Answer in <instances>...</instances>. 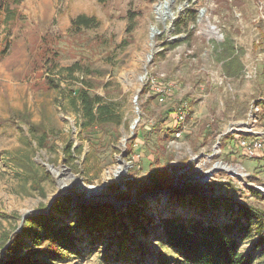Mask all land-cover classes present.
Returning <instances> with one entry per match:
<instances>
[{
  "label": "rangeland",
  "instance_id": "374dc122",
  "mask_svg": "<svg viewBox=\"0 0 264 264\" xmlns=\"http://www.w3.org/2000/svg\"><path fill=\"white\" fill-rule=\"evenodd\" d=\"M159 1L163 0H24L10 6L9 12L0 11V48L9 46L0 59V237L5 231H19L30 215L47 214L49 201L60 188L70 193L64 196L72 200L74 213L83 202L97 205L101 200H115L122 203L112 205L118 211L138 203L151 219L137 216L149 237L132 228L125 216L123 223L145 251L137 253L139 264H151L162 253L173 254L151 235L159 231V217L192 212L188 201L196 194L205 198L209 209L201 217L207 219L220 216L228 221L244 207L264 211V0H171L173 21L186 8L198 9L190 41L186 33L173 32V21L165 27L156 20L154 6ZM127 11L141 13L130 33L126 32ZM78 14L94 16L99 26L71 28V19ZM153 25L160 32L150 46ZM226 38L233 40L244 66L237 78L225 75L220 63L224 58L219 57L224 48L219 46L221 51L216 52ZM76 61L91 70L93 92L112 101L122 118L119 126L108 123L84 130L82 118L68 102V82L48 86L52 65ZM144 65L146 74L140 82L136 76ZM159 92L162 101L156 95ZM259 99L262 103L256 105ZM180 102H184L185 131L170 141L160 133L159 141L170 154L166 163V152L155 146L156 138L144 142L131 137L136 130L143 135L153 122L166 119L170 108L179 112ZM136 117L139 120L131 134ZM236 133L259 139L261 158L243 156L232 137ZM122 151H128V156L119 157ZM153 151H159L157 161ZM228 153H235L234 160ZM119 161L120 179L125 180L120 183L112 175L106 181V171ZM154 166L167 171L165 182L178 179L181 186L168 195L160 189L140 193L153 184L155 175L150 170ZM206 171L212 173L205 182L192 179ZM45 172L47 176L36 184L33 176ZM213 199L219 204L230 202L232 216L229 211L223 216L224 208L215 209ZM154 222L158 223L153 229ZM233 235L254 264H263V244L259 245L255 228L247 236L236 231ZM69 236L74 251L68 260L56 261L34 252L30 261L124 264L125 260L116 261L119 248L115 244L108 250L107 235L95 245L88 243L85 231H72ZM24 240L31 243L28 237ZM5 254L2 249L4 259Z\"/></svg>",
  "mask_w": 264,
  "mask_h": 264
},
{
  "label": "trees",
  "instance_id": "16d2710c",
  "mask_svg": "<svg viewBox=\"0 0 264 264\" xmlns=\"http://www.w3.org/2000/svg\"><path fill=\"white\" fill-rule=\"evenodd\" d=\"M23 1L0 0V11L9 12L10 6L18 5ZM98 1L103 2L104 0ZM140 15V12L127 11L125 15L128 22L127 33L135 28L136 18ZM197 15L198 9L193 6L186 8L173 21V32L175 34L186 33L189 36L188 41H190ZM99 24L100 22L94 16L85 14H78L71 19V28L75 30L97 28ZM176 44L177 42L173 45ZM219 46L224 48V53L222 51L219 57L220 59L224 58L221 59L220 63L225 69V75L231 78L240 77L244 66L237 55L233 40L230 38L224 39L223 45H217L216 52L221 51ZM8 48L9 46L6 44L0 48V59L6 55ZM162 54L163 52L160 53V55ZM50 68H53L50 70L53 72V79L47 78L48 86L58 87L62 80L68 82L71 86L68 102L82 118L81 126L84 130L95 129L108 123L115 126L120 125L122 118L118 112H115L112 101L105 100L101 95L93 92L94 85L89 79L91 74L89 67H85L76 61L68 66L54 64ZM262 70L264 73V66ZM76 72L78 75H75ZM54 73L58 74V77H54ZM182 103L184 104V102ZM182 103L178 104L180 105L179 110H184L181 106ZM260 103L262 101L259 99L256 105ZM177 113V109L170 108L166 112V119L164 117L153 122L148 130L143 132V135H140L136 130L131 139L139 138L145 142L151 136L156 138L158 143L155 142V146L160 148L162 153L166 152V156L163 157L165 162L168 163L170 154L165 150L164 143L161 144L159 141L161 139L160 133H163L166 141L176 138L174 133L180 126L175 122ZM232 137L238 146L240 140L249 139L237 133L232 134ZM134 146L135 144L132 145V150ZM240 148L239 146L238 149L241 152ZM125 152L128 156L129 152ZM158 152L153 151L155 154L154 160L156 161L159 156ZM71 154L70 151L68 153L69 157ZM234 155L235 153H228L232 160H234ZM260 156L254 155L248 158L259 159ZM151 169V173L155 175L151 186L154 187L157 184L164 183L168 177L167 171L163 173L160 166H154ZM46 176L47 173L45 172L41 177L33 176V180L38 184ZM38 189L40 190L39 187ZM176 201L182 202L179 197ZM188 202L194 207L192 212L159 217V231L151 235V238L158 241L162 247L172 251L173 254L162 253L151 264H254V258L240 249V239L233 235L236 231L247 236L252 228H255L259 236V245L263 244L262 257L264 258V211L244 207L236 211V215L228 221L222 220L220 216L207 219L201 217L202 213L209 209L205 198L194 195ZM212 202L215 209L224 208L223 216L227 211H229L230 216L234 213L232 209H229L230 202L219 204L217 199H213ZM72 204L69 196L56 197L50 204L47 214L30 215L26 217L19 231L3 232L0 237V264H34L30 261L31 254L34 252H43L46 257L56 261L68 260L69 252L74 251V243L69 236L72 231H85L86 239L90 245L102 242L107 235L109 238L108 250L112 247V244L119 248V253L115 257L116 261L125 260L124 264H139L136 262L137 253L142 251L145 254V251L140 244L134 242L130 237L129 228L123 223V217L125 216L131 223L132 228L149 237L145 228L139 225L137 216H145L147 221H151V219L144 214L138 203H131L125 211H118L107 203L101 205L82 204L79 205L75 213L71 212L74 208ZM242 216L244 221L241 220ZM252 220H254V223ZM106 228H108L107 233ZM24 237L30 238L31 243H26ZM7 242L8 244L5 246ZM41 243L44 245L39 249ZM2 249L6 252V259L1 256ZM104 258H106L105 254ZM130 259L133 260L130 261ZM106 260L109 259L106 258Z\"/></svg>",
  "mask_w": 264,
  "mask_h": 264
},
{
  "label": "water",
  "instance_id": "95a60500",
  "mask_svg": "<svg viewBox=\"0 0 264 264\" xmlns=\"http://www.w3.org/2000/svg\"><path fill=\"white\" fill-rule=\"evenodd\" d=\"M175 18V16L173 17V19ZM173 19H172V21H173ZM151 30L153 31V33H159L160 31L159 30H157V29H153L152 27H151ZM151 55H152V50H151V52L150 53H148L147 54V58H150L151 57ZM145 74H146V65H144L143 66V72L142 73H140V74H138L137 76H136V79L138 80V81H142L143 80V78H144V76H145ZM136 98H137V93L134 95V98H133V101L135 102V100H136ZM138 120H139V118L138 117H136L134 120H133V122H132V124L130 125V129H131V134H132V130L135 128V126H136V124H137V122H138ZM126 139L127 138H125L124 140H123V142H125L126 141ZM124 144V143H123ZM127 154H126V152L125 151H122L121 153H120V156L122 157V158H124L125 156H126ZM127 167H128V165L127 164H125V172H126V169H127ZM210 172L211 171H206V172H202L201 173V176L199 175V176H196V177H194V178H192L193 180H197V181H200V182H205L207 179H208V177H209V174H210ZM125 174V173H124ZM170 177V176H169ZM168 179V178H167ZM122 180H125V178L123 177V179ZM122 180L121 181H119L120 183L122 182ZM178 179H175L174 180V182L172 183V184H170V183H167V182H164V183H162V184H157L156 186H154V187H146V188H144L143 189V191H140V193L141 192H144V191H147V192H150L151 190H158V189H160L161 191H168V190H174V188H177V187H180L181 186V184L177 181ZM88 187H93L94 189H97V187L98 186H88ZM99 188V187H98ZM257 188V187H256ZM261 189V188H260ZM98 190V189H97ZM96 191V190H95ZM66 194H69L70 195V193H68V192H65V191H62V188H60L59 189V191H58V193H56L53 197H52V199L49 201V204H48V206H50V204H51V202H52V200H54V198H56V197H61V196H64V195H66ZM196 195H198V194H196ZM72 196V195H71ZM115 202H118V201H115V200H101V201H99L98 203H97V205H101V204H104V203H107V204H110V205H116L115 204ZM83 204L84 205H94V204H88V203H86V202H83ZM96 205V204H95ZM8 244V242L6 243V245ZM5 245V246H6Z\"/></svg>",
  "mask_w": 264,
  "mask_h": 264
},
{
  "label": "bare ground",
  "instance_id": "6f19581e",
  "mask_svg": "<svg viewBox=\"0 0 264 264\" xmlns=\"http://www.w3.org/2000/svg\"><path fill=\"white\" fill-rule=\"evenodd\" d=\"M154 14H155V18L157 21L162 22L164 24V26L166 27L168 24V21H172L173 17H174V13L171 10V0H163V1H159L155 6H154ZM153 29H157L159 30L155 25L151 26ZM150 27V30H151ZM157 33H153V31L151 30L150 32V37H149V45L152 46L153 44V39L155 37ZM121 157V156H119ZM121 161L118 162V164L116 166H114L112 169L106 171L105 175H106V181L111 179L112 175L116 176L118 179L121 178V173H122V165H121ZM124 173H125V167H124ZM212 173V171H211ZM210 175V174H209ZM241 176V175H240ZM122 179H120L119 181H121ZM90 190H93V187H88ZM95 190V189H94ZM169 192H171L170 190L166 191V193L164 192L163 194L168 195ZM122 204L121 202H115L116 205L118 204ZM186 208L182 209L181 211H185ZM218 212V210H217ZM157 223L158 222H154V224H152V228L154 229L155 227H157Z\"/></svg>",
  "mask_w": 264,
  "mask_h": 264
},
{
  "label": "built area",
  "instance_id": "2783aa9c",
  "mask_svg": "<svg viewBox=\"0 0 264 264\" xmlns=\"http://www.w3.org/2000/svg\"><path fill=\"white\" fill-rule=\"evenodd\" d=\"M156 95L159 97V100L162 101L163 98V93L159 92L156 93ZM185 112L183 110H180L176 116H175V122L180 124L179 128L175 131L174 135L175 137H180L182 132L185 131V125H184V121H185ZM240 135V134H239ZM250 138V137H248ZM239 146L241 147V154L247 157H251L254 155H260V150L262 147V142L259 139H243L239 141ZM238 146V147H239ZM258 188L260 189L261 187L258 186ZM262 189V188H261Z\"/></svg>",
  "mask_w": 264,
  "mask_h": 264
}]
</instances>
